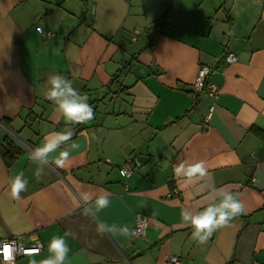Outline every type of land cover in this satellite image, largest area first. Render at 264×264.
Listing matches in <instances>:
<instances>
[{"label": "crops", "instance_id": "obj_1", "mask_svg": "<svg viewBox=\"0 0 264 264\" xmlns=\"http://www.w3.org/2000/svg\"><path fill=\"white\" fill-rule=\"evenodd\" d=\"M227 52L238 60L227 63ZM202 64L217 97L192 93ZM54 73L89 97L93 119L69 123L45 98ZM65 129L70 159L37 177L31 150ZM6 136L20 137L23 152L8 166L0 151V239L44 246L15 264L47 258L51 238L66 233V264H172L173 255L264 264V0H0V142ZM183 161H203L207 177L187 180ZM18 173L28 185L14 199ZM213 187L236 194L245 212L201 244L181 212L218 200ZM104 193L99 212L82 199ZM139 213L149 217L140 236L97 231L133 233Z\"/></svg>", "mask_w": 264, "mask_h": 264}, {"label": "clouds", "instance_id": "obj_2", "mask_svg": "<svg viewBox=\"0 0 264 264\" xmlns=\"http://www.w3.org/2000/svg\"><path fill=\"white\" fill-rule=\"evenodd\" d=\"M45 98L57 107L69 123H86L93 119L94 113L92 106L88 103L89 97L78 92L73 87L72 81L59 73H54L48 77V88L45 92ZM72 135L70 129L53 132L45 138L41 145L31 150L29 159L38 165L35 172L37 177L43 175L44 167L50 162L57 167H64L65 163L70 159V151L62 148V145L67 144ZM78 146V144L73 143L71 148L75 149ZM54 153L56 154L55 156L51 155ZM177 172L183 174L187 180H192L196 177L203 180L208 175V169L203 161L195 163L183 161L178 166ZM27 185L28 181L24 178L23 173L15 174L10 179L11 196L14 199H19L20 193L27 189ZM209 191L210 193L214 191L220 198L217 200V197L213 196L211 202L201 206L195 213L189 209H184L181 212L182 220L193 228L192 238L201 244L206 243L215 230L245 212V205L232 191L223 187H213ZM82 199L85 203H89L90 207L94 205L93 210L96 212L108 207L110 203V196L107 193L96 196L94 200L87 195L82 197ZM88 210V208H85V213ZM97 231L101 234L105 232L119 233L125 236L133 234L127 226L117 227L116 225L104 223L97 225ZM67 235V233L64 236L54 235L48 245V251L51 255L39 262L33 259L30 264H66L70 252L66 240Z\"/></svg>", "mask_w": 264, "mask_h": 264}, {"label": "built area", "instance_id": "obj_3", "mask_svg": "<svg viewBox=\"0 0 264 264\" xmlns=\"http://www.w3.org/2000/svg\"><path fill=\"white\" fill-rule=\"evenodd\" d=\"M40 31L42 30L41 27L38 28ZM227 63L236 62L238 60V56L234 52H227L224 57ZM212 73V68L209 65L202 64L200 65L195 80L193 82V89L192 93L194 95H198L203 92L209 93L212 97H217L219 95L218 86L213 83L210 79V74ZM215 108V104L210 106V112L213 111ZM121 174L124 176H128L132 173L133 168L129 163L125 164L121 168ZM149 225V217L145 214H137L136 222L133 229L134 236L142 235L145 230L148 228ZM43 243L42 242H34L31 244H24L20 237H12V238H3L0 239V257L3 260L4 264H15L17 259L20 256L26 254H34L39 253L43 250ZM8 249V253L5 254L4 249ZM170 262L172 264H181L182 257L173 255L170 258Z\"/></svg>", "mask_w": 264, "mask_h": 264}, {"label": "trees", "instance_id": "obj_4", "mask_svg": "<svg viewBox=\"0 0 264 264\" xmlns=\"http://www.w3.org/2000/svg\"><path fill=\"white\" fill-rule=\"evenodd\" d=\"M129 67V63L126 64ZM0 151L2 156L10 166L23 152V148L16 144L9 136L0 142Z\"/></svg>", "mask_w": 264, "mask_h": 264}, {"label": "rangeland", "instance_id": "obj_5", "mask_svg": "<svg viewBox=\"0 0 264 264\" xmlns=\"http://www.w3.org/2000/svg\"><path fill=\"white\" fill-rule=\"evenodd\" d=\"M18 137V136H17ZM20 137L17 138H13L18 144H20V140H19ZM21 139V138H20Z\"/></svg>", "mask_w": 264, "mask_h": 264}, {"label": "snow or ice", "instance_id": "obj_6", "mask_svg": "<svg viewBox=\"0 0 264 264\" xmlns=\"http://www.w3.org/2000/svg\"><path fill=\"white\" fill-rule=\"evenodd\" d=\"M4 251H5V254H7L9 250L6 248V249H4Z\"/></svg>", "mask_w": 264, "mask_h": 264}, {"label": "water", "instance_id": "obj_7", "mask_svg": "<svg viewBox=\"0 0 264 264\" xmlns=\"http://www.w3.org/2000/svg\"><path fill=\"white\" fill-rule=\"evenodd\" d=\"M72 134H73V133H72ZM72 136H74V134H73ZM143 157H144V156H140L138 160H140V159L143 158Z\"/></svg>", "mask_w": 264, "mask_h": 264}]
</instances>
